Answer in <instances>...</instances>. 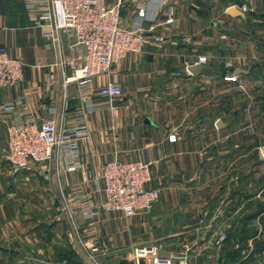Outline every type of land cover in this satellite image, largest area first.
<instances>
[{
	"label": "crops",
	"instance_id": "0c3cea01",
	"mask_svg": "<svg viewBox=\"0 0 264 264\" xmlns=\"http://www.w3.org/2000/svg\"><path fill=\"white\" fill-rule=\"evenodd\" d=\"M26 1L0 0V47L24 64L22 82L0 89V106L21 98L36 115L51 117L58 126L82 131L84 136L77 141L74 170L69 169L66 153L54 150L48 162L31 164L12 175L1 154L8 113L0 108V264H60L64 260L89 264L86 251L92 247L98 249L95 259L100 264H127L133 250L144 246L172 255L192 246L193 264H239L234 258L237 247L223 244L226 230L234 228L231 223L245 205L240 199L242 186L236 189L233 183L232 189L225 190L218 158L233 155L241 147H226L224 137L208 134L203 123L207 103L184 116H178L177 109L184 84L189 94L202 95L205 88L197 89V84H203L207 76L224 79L239 69L221 75L209 63L210 49L215 54L218 50L213 45L218 18L224 15L234 20L225 9L235 4H225V0H121V27L142 30L147 37L161 36L164 42L147 45L108 74L94 77V90L117 84L122 97L113 102L93 97L95 108H91L81 103L75 83L64 85L65 72L59 62L70 57L66 37L60 35L59 45L46 38ZM106 2L112 5L116 0ZM140 8L144 17L137 15ZM168 18L174 25L163 24ZM198 56L207 58L210 69L199 76L186 74L185 63ZM194 112L200 118L194 119ZM12 119L9 114L8 122ZM169 135H175V142L168 141ZM145 158L160 159L151 169L147 186L159 190L150 214L122 218L101 211L85 220L80 212H68V205L101 203L99 177L107 161ZM254 174L248 171L238 180L250 181ZM218 184L222 192L231 191L228 199L220 200L223 193L216 191ZM221 234L226 240L216 244Z\"/></svg>",
	"mask_w": 264,
	"mask_h": 264
},
{
	"label": "built area",
	"instance_id": "2783aa9c",
	"mask_svg": "<svg viewBox=\"0 0 264 264\" xmlns=\"http://www.w3.org/2000/svg\"><path fill=\"white\" fill-rule=\"evenodd\" d=\"M120 7L121 0H116L112 5H108L106 0L26 1V8L37 14L38 24L46 38L59 45L60 35L66 37L70 57L59 62L65 72L64 85L75 83L80 91L81 103L89 104L91 108H95L93 97L105 98L109 102L122 97L121 88L117 84H107L94 90L91 86L94 77L108 74L113 66L130 54H139L147 45L159 46L164 42L161 36L152 34L147 37L142 30L121 27ZM230 7L236 6L231 5L225 11ZM238 10L243 14L252 11L248 4H242ZM137 15L144 17V9L140 8ZM163 24L174 25V20L168 18ZM206 64L207 58L198 56L194 61L185 63V72L189 75L188 67ZM23 65L22 59L12 57L6 49L0 47V89L15 87L22 82ZM238 78L231 74L225 76L224 80L238 83ZM0 108L8 113L6 143L1 154L12 175L27 169L31 164L48 162L54 150L57 153L65 152L69 169H75L77 141L84 136L82 131L66 129L58 126L51 117L36 115L21 98ZM9 114L13 117L11 122H8ZM48 114L53 115V110L48 108ZM175 140V135H169V142ZM199 156L202 157V154ZM159 160L145 158L138 161H107L99 177L103 193L101 203L96 206L88 201L68 205L66 209L71 214L80 212L85 220L96 217L101 211L122 218L150 214L158 200L159 190L148 189L147 186L151 181V169ZM225 240L226 235L221 234L216 244ZM97 251L96 247L86 251L93 264H99L95 259ZM192 252V246L184 247L177 255L162 254L155 246L138 247L133 250L127 264H193L190 261ZM60 264L70 263L64 260Z\"/></svg>",
	"mask_w": 264,
	"mask_h": 264
},
{
	"label": "rangeland",
	"instance_id": "374dc122",
	"mask_svg": "<svg viewBox=\"0 0 264 264\" xmlns=\"http://www.w3.org/2000/svg\"><path fill=\"white\" fill-rule=\"evenodd\" d=\"M225 2V4L237 5L238 9L242 4H248L252 11L245 13L244 18L237 17L231 20L224 15L218 18L220 26L213 33V38L218 39L217 43L216 40L213 41V45H217L218 50L215 54L210 49L209 63L216 67L218 73H222L223 69L225 71L229 69L231 73L237 67L246 71L248 75H240L237 83L227 82L210 74L203 84H197V89H200V86L205 88L202 95L193 94L192 91L190 94L193 96H191L186 88L187 85L184 84L182 93L177 97L178 116L189 114L188 111L192 112L200 103H207V108L203 111V123L207 124L208 134L218 135L220 139L224 137L226 147H241L236 149L238 151L233 155L224 154L218 158V170L220 174H224L220 177L221 185H225L226 191L228 186L232 189L233 183L236 189L237 186H242L240 199L245 204L231 223L235 229L226 230L227 241L223 245L226 248H243L236 257L239 264H264V257L259 251L264 245V238L258 221L255 219L246 225L250 231L248 233L250 239L243 243H238V237L234 232L240 226L242 219L256 208L264 207V189H259L264 186L263 182H259L260 175L264 174V159L260 153V149H264V0H225ZM230 64L231 67H228ZM199 114L194 112L193 115L196 116L194 119L200 118ZM218 120L225 124L223 129L215 127ZM227 140H231L233 144ZM248 171L255 173L250 181L249 178L238 180L239 175L243 178ZM218 186L219 184L216 186V191L221 190L219 195L223 193L220 200L228 199L231 191L222 192L223 188H217ZM87 261L93 264L88 257Z\"/></svg>",
	"mask_w": 264,
	"mask_h": 264
},
{
	"label": "trees",
	"instance_id": "16d2710c",
	"mask_svg": "<svg viewBox=\"0 0 264 264\" xmlns=\"http://www.w3.org/2000/svg\"><path fill=\"white\" fill-rule=\"evenodd\" d=\"M231 70H226L223 69V72L220 73L221 75H225L230 73ZM232 73V72H231ZM248 75V74H247ZM258 164V162L256 163ZM259 182H263L264 183V174L260 175L259 178ZM259 189H264V186H261ZM264 193V192H263ZM257 220L260 228H261V232L264 238V207H258L255 209V211H253L250 215H248L247 217H245L244 219H242L240 226L234 231L235 235L238 237V243H243L246 240L250 239V236H248L250 233V231L246 228V225L252 221V220ZM243 248L237 247V251L235 252L234 258H236L237 256H239L240 252L242 251ZM262 254V256L264 257V245L261 246V249L259 250ZM253 253H256L255 251H253Z\"/></svg>",
	"mask_w": 264,
	"mask_h": 264
},
{
	"label": "water",
	"instance_id": "95a60500",
	"mask_svg": "<svg viewBox=\"0 0 264 264\" xmlns=\"http://www.w3.org/2000/svg\"><path fill=\"white\" fill-rule=\"evenodd\" d=\"M226 13L233 18H237V17L244 18V14L241 13L236 7H230L229 9L226 10ZM209 69H210L209 66L200 65V66H190L187 68V71H188L189 75H191V76H199L202 72L207 71ZM245 72L246 71H244V70L237 69L235 71V74L236 75L245 74ZM215 127L217 129H223L225 127V124H223L221 121L218 120L215 123ZM260 153L264 159V149H260Z\"/></svg>",
	"mask_w": 264,
	"mask_h": 264
}]
</instances>
